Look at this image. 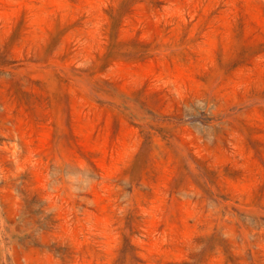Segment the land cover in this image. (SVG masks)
Listing matches in <instances>:
<instances>
[{"label": "rangeland", "instance_id": "1", "mask_svg": "<svg viewBox=\"0 0 264 264\" xmlns=\"http://www.w3.org/2000/svg\"><path fill=\"white\" fill-rule=\"evenodd\" d=\"M0 264H264V0H0Z\"/></svg>", "mask_w": 264, "mask_h": 264}]
</instances>
